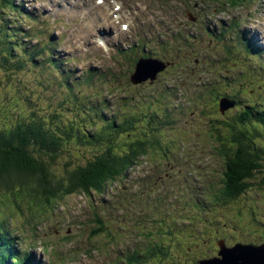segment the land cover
Wrapping results in <instances>:
<instances>
[{
    "label": "rangeland",
    "instance_id": "374dc122",
    "mask_svg": "<svg viewBox=\"0 0 264 264\" xmlns=\"http://www.w3.org/2000/svg\"><path fill=\"white\" fill-rule=\"evenodd\" d=\"M53 1L54 0H28L29 3H26L25 7L28 10H31L32 7H36L38 11H43V13L51 12L52 15L49 18L57 14V18L52 19L49 23L54 31L53 34L58 37V41H56L58 50H56V52L62 53L60 56L63 57L66 55L64 52L70 51L67 47L70 29H79L78 25L85 22L89 17H92L94 20L96 8L95 6H89L93 5V3L88 4L87 9L77 15L80 17V20L76 25L73 22H68L71 18L69 15L63 13V5H55L53 4ZM125 1V5H131L138 9L140 8L141 10L147 6L151 8L150 14L146 15L148 18L147 22L142 25L151 24L153 20L155 21L157 18H163L169 23L168 25L171 29L176 28L174 25L175 22L182 21L185 24L187 23L186 27L190 26V28L201 30L200 23L195 21L187 22L185 20L186 15L184 14L187 7L194 10V12L191 11L193 14L196 13L203 16L205 23L208 25V29L211 32H218L222 26L230 25L236 20L238 21L236 22V25L239 24V26H236L238 27V31L248 34L246 36L253 38L255 46L258 44V47L264 50V0H166L165 4L164 0L163 3L162 0H151L150 2L148 0ZM32 2L33 4H31ZM147 2H149V4L146 6ZM185 5H187L186 8L184 7ZM210 9L214 11L211 12ZM37 10L35 11L37 15H39ZM156 15L158 16L155 18L154 16ZM143 18V15H138L136 17L130 16L127 20L129 24L131 22L136 24L137 20ZM23 23L24 28H31L26 20ZM232 26H234V24H232ZM132 27L135 28V26ZM248 28L257 30L258 36H253V32ZM40 29L41 25L38 24L36 30ZM60 30L64 32V37ZM148 31L155 32L153 29H148ZM30 32L35 34L36 31L32 30ZM157 32L159 33L161 30H157ZM23 41L25 44L29 43L34 45L36 38L28 37V39L25 38ZM84 43L85 44L80 48V52L85 51V48L92 42L90 41L87 43V41H84ZM232 44L234 49L239 50L243 48L238 46V43H235V40L233 39ZM80 52L68 54L75 55L77 60H79V68L85 69L90 65H86L87 63L84 64L82 62ZM49 53L45 54L44 57L46 58ZM88 54L94 55L92 52H89ZM222 55L223 54L218 45L216 43L210 44L209 39L207 38V42L202 45L200 55H188L187 58H184L187 60L184 64H181V67H175V65L178 64H175L173 67L172 65L169 66L172 67V72L179 74V77L172 74L166 76L169 79V83L165 88L171 92L170 104L173 109L170 111H175V113L178 114L184 112L189 107L193 108L192 110L189 109L184 115H182L180 122L178 121V123L174 124L176 131L172 136L176 135L179 137L181 125L185 128V125H188L192 118L197 119L193 121L194 127H191V131L185 130V133L182 135V138L185 139L183 144L177 139H175L173 143L170 142L169 144H163L164 146L159 147L156 152H151L147 157L138 160L140 166L139 173L138 166L133 167L128 172L127 177H124L123 180H115V182H111L104 188L103 193L92 192L90 196V194H84L82 191L77 190L71 194L54 198V202L52 201L49 204L36 205L30 210L26 209L18 212V220L16 221H19L18 224L22 227V230L24 229L23 231H25L20 234L22 236L21 239L22 241L23 239L24 241H28L26 233H29V231L32 230V232H30L34 235L32 244L35 246L31 247L32 249H29V251L33 252L37 260H40L43 264H120L122 262L121 257L128 249H134L135 246H138L136 244L143 242L142 236L144 238H149V235L142 234V232L148 233L146 228L153 230L155 227H158V229H161L162 227L159 225L162 223L163 229H168V226L170 225L173 227L174 231L179 230L180 233H184V236H187L188 238L184 240L185 244L182 248L178 243L171 247L174 253L180 256V258L174 255L172 258L168 257L160 263H150V261H148L147 264H189L190 259L185 260V257L190 256L189 254L193 252L198 245H202L203 243V240L200 241L199 228L201 229L202 227L199 222L197 211L193 208L190 209L189 205L186 203L170 202L167 197L163 199L164 202H157L156 198L158 196L163 198L165 195V190L160 187L158 191L152 192L148 198L144 196V194H140V190L143 189L146 184L156 182L153 177L158 176L159 173L163 174V180H167V173L174 174L173 169L176 171V168H174L176 166H173V169L170 167L171 162H167L168 166L165 169L161 167L166 165L167 160L165 146L183 149L184 153H189L185 156L192 157L194 160L200 158L195 150L199 151L202 155L201 157H203V160L199 163H201L203 167L202 173L205 174V178L202 182L205 184L216 183L217 180H219L218 174H223L220 171V168L223 165L219 163L217 155H215L209 148L205 147L217 146L218 144H216L215 139L218 136V132L221 128H226L227 125L223 122L221 118L222 113L217 106L218 117L212 119L207 117V124L210 121L211 125H207L205 129L199 128L197 123L201 122V119H199L200 112L196 108L204 101L205 95L208 94V87L216 81L232 78L228 77L229 74L235 76L241 73V75L253 85L249 90V95L254 99L262 97L264 95V76L259 78L258 74L254 71V68L263 66L260 70L264 71V57L261 56L257 59H247L246 57L239 55V63L232 65L229 63V65L227 61H221L226 54H224V56ZM191 59L193 60L192 63L190 62ZM246 61L247 63L245 64ZM251 61L256 62V64H249ZM106 62L109 66V62L107 60ZM42 63V57L36 56L34 61H30V67H25L22 69V72L15 71V75L10 79L11 84H14L15 88L23 87L21 89L25 92L28 91V88L30 87L38 97L39 94H44V92L51 94V89L42 87L37 88L34 81H25L22 77L25 73L30 74V69L32 67L33 69H36V66L38 64L42 65ZM242 65H244L243 68ZM115 70L116 72L125 71V69H122L119 65L115 66ZM32 74L33 76H38L40 73L36 71ZM48 75H50V73L45 69L43 77L47 78ZM60 76V73H58V77ZM69 78L70 80H75L72 76ZM166 80L167 79H164V81ZM180 82H182V85L179 84ZM156 84L162 85L160 82ZM94 86H96V84ZM174 88H178L179 92H174ZM126 92L130 93L132 91L128 88ZM57 96L58 100H61L62 91L57 92L55 98ZM82 99L83 98L80 95V100ZM115 100L118 102L117 98H115ZM90 101L91 100H85V106L87 108L90 106V111H92V105L88 103ZM142 101L143 99L141 102ZM0 103L11 104V100H6V98L0 97ZM38 103L43 105L40 99H38ZM69 108L71 109L70 106ZM147 108L148 107L145 105L144 107H141V110L143 111ZM87 110H89V108ZM105 112L106 111H103V114H105ZM234 113L235 111H231L224 115V118L230 119ZM8 114H10V111L7 112V115ZM80 114L84 117L87 113L82 111ZM2 115L3 111H0V116ZM93 116L95 118L94 121H96L93 129L97 131V127H99L101 123L94 114ZM157 118L160 120L164 119L163 116H158ZM89 119L91 118L89 117ZM196 129H199L198 132H196ZM172 136H170V138H172ZM229 155L231 156V154ZM178 157L179 155H176L174 158ZM80 159L85 160V157H81ZM80 159H78L79 162H81ZM171 159H173L172 156ZM158 165L161 166L158 167ZM57 169L58 174L64 172V167L61 168V166H59ZM139 176L144 177L143 181H145L144 183L146 184L138 181L142 179ZM255 177V179H252L251 177L247 180L249 184H255L257 179H260V176L257 174ZM172 181L173 179L171 182ZM156 183L161 182L159 181ZM253 186L254 187L249 193H243L237 197V199L240 200V203H236L235 201L232 205H224L220 203L210 204L208 202L210 205H208L206 216L215 223V227L212 228V232L209 234L210 237H212L214 231H217L220 225L225 224L226 222L237 224L245 219V223L243 225L239 224L234 230L235 233H239L242 228H245L248 225L247 219L249 218L246 216V213L248 214V209L252 206V202L254 201H258L255 205L256 211H254V215L259 214L258 217H255V221L256 223L262 221V218H264V193L261 191V188H258L255 185ZM133 193L134 195H131ZM206 194L207 192L205 190L203 195ZM104 197L105 200L100 202V199ZM237 205H240L242 208L241 213L243 214V217L241 219L239 212L234 211V209L238 207ZM143 206H148L146 207L148 211L157 207L156 211L158 215L146 213ZM100 208H103V210H100ZM95 213L110 222L111 230L107 228L108 222L103 223L104 227L95 221ZM155 218L159 219V224L157 225L153 223ZM161 221H165V223ZM207 223L204 222L203 226L205 227ZM13 224L16 223L13 221ZM98 226H100L101 229H97ZM249 226L251 228L252 223ZM11 230L16 231L15 227H13V229L11 228ZM155 231H157V229H155ZM192 232L194 233L192 234ZM180 233H177L176 235L179 237ZM153 238H155V241H159V239L170 241L171 235L164 232V234L160 236L157 235V237ZM252 241L259 242L251 239H246L244 242ZM260 241H262V239H260ZM252 244L253 246H257V243ZM47 246H49V248ZM196 260L197 259L194 260V263L190 264H197ZM122 264H125V262Z\"/></svg>",
    "mask_w": 264,
    "mask_h": 264
},
{
    "label": "trees",
    "instance_id": "16d2710c",
    "mask_svg": "<svg viewBox=\"0 0 264 264\" xmlns=\"http://www.w3.org/2000/svg\"><path fill=\"white\" fill-rule=\"evenodd\" d=\"M17 2L19 0H0V67L8 71L10 70V72H12L11 69L13 68L19 69L29 65L28 60L24 58V54L33 56L47 50V46L38 45L32 48V45L25 44L20 49L21 60L17 62L14 60V41L20 35L22 36L21 38L25 35L23 27L15 22L19 17L24 16L23 9L18 6ZM48 44L52 46L53 42ZM45 62L48 67L57 64V62L53 63L51 60H46ZM9 80L10 77H7L6 81L0 80V86L5 85V88L0 87L4 91V97L10 99L14 96L16 98L14 93L17 94V91L21 97L30 95V92H25L21 89L23 87L12 88L11 84L7 83ZM161 100L162 97L158 99L155 96L151 102L156 101L158 104ZM167 103L170 104V102ZM52 107L50 108L52 110L58 109L56 108L57 105L55 107L52 105ZM256 107H258L257 104L241 114L240 112L236 114L237 127L233 124H228V126H231V129L237 128L240 130L234 133L235 136H233L234 139L232 140L233 144H235L233 146L237 147L235 156L230 160L231 164L228 165V170L225 172L223 178L217 180L216 183H211L213 186H216L218 183L225 186V192L222 193V196L226 199L224 203H227V205H232L235 201L236 203H240L237 197L251 191L254 186L253 184H249L247 180L251 177L255 179L256 174L260 176V179H257L258 182L255 186L261 188V191L264 190V144L254 139L257 134L264 135L260 131L261 126L264 124V112L258 107L259 118L253 116L249 110H253ZM92 108L94 107L92 106ZM0 111H4V108L1 106ZM115 114H121L125 118L137 119L140 113L139 111L131 112L129 110L127 112H116ZM31 116L37 117L36 108L32 109ZM155 116H159V113L153 111L152 118ZM160 116L163 115L161 114ZM167 116L168 114L166 113L165 117ZM251 118H257L255 121H263V123L249 122L253 121ZM8 120V118L0 117V264H10L8 246L6 248L3 245L7 240L6 238L12 235L10 228H12V222L18 220L19 211L30 210L36 205L49 204L54 198L71 194L77 190L87 194H90L92 191L97 193L103 192L109 183L121 179L130 168L136 167V162L140 156L149 153L156 145L164 143L165 138L163 135L160 136L158 130L172 123V121H166L164 125H158L153 124V120H151L148 122L150 132L146 134L144 131V134L138 135L136 139L135 136L132 139H123V135H119L115 129H111L112 137L105 138L106 134H109L107 132L90 138L78 132H73L71 125H65L64 127L70 131V141L80 145L82 148L77 147L79 150L87 154H94L93 157H87V161L79 158L81 160L79 162L78 157L73 155L74 150L68 148L69 146H65L62 140H58V137L55 138L52 131L51 133H47L40 125L25 127L22 119L20 122L16 119L12 121ZM112 120L113 125L118 124L116 117ZM248 126L253 127L247 128ZM131 128L129 127L125 130H130ZM65 132L64 135H67ZM133 133L135 132L132 131L127 134ZM116 134L119 136H116ZM97 145L99 146L97 147ZM59 166L61 168L64 167L62 174H58L57 167ZM161 185L169 186L172 183L167 185L164 182ZM182 186H185V182ZM174 189L175 187H173ZM257 202H252V206L248 209V214L246 213V216L249 218L247 219L249 231H252V233L245 232V228H242L239 233H235L233 227L238 226V223L226 222L217 231H214L213 235L220 238L225 236L228 239L240 237V235H250L264 241V218H262L260 223H256L255 221V217L259 215H254ZM237 206L234 211L239 210L241 219L243 217L241 213L242 208L240 205ZM146 207L148 206H143L145 210H147ZM251 223L252 227L250 228L249 225ZM169 231L172 232L173 229L170 227ZM229 234H233L234 236ZM158 235L160 236V234ZM165 242L171 244V240L157 244L154 253L160 255L166 254L167 251L165 249H168V247H164ZM148 253V251L140 250L139 252H135L134 257L140 259ZM203 256H206V254L204 253ZM14 258L16 257L14 256Z\"/></svg>",
    "mask_w": 264,
    "mask_h": 264
},
{
    "label": "bare ground",
    "instance_id": "6f19581e",
    "mask_svg": "<svg viewBox=\"0 0 264 264\" xmlns=\"http://www.w3.org/2000/svg\"><path fill=\"white\" fill-rule=\"evenodd\" d=\"M55 2H58L59 0H54ZM86 2H87V4H91V3H93V0H86ZM192 2V1H191ZM195 3H197V2H195ZM55 5H57V3H54ZM65 5L63 4V7H64ZM89 6H95V8H96V12H95V14H94V26H93V30H98V28H99V24H100V20L102 19V15H101V12H100V9L96 6V4H94L93 3V5H89ZM198 6V5H197ZM200 6V5H199ZM77 7H75V6H72L71 7V10H70V16H72V14L74 13V12H77ZM134 10L135 11H142L140 8L138 9V8H136V7H134V6H131V5H129L128 6V10H126L125 11V14H131V15H133L134 14ZM199 12V11H198ZM200 13V12H199ZM196 14V13H195ZM78 14H74V17H78L77 16ZM72 18V17H71ZM155 24L159 27V28H163L164 30H167V28H165V27H167L168 26V22L165 20V19H160V18H157L156 20H155ZM187 24V23H186ZM197 24V23H196ZM98 27V28H97ZM222 29H225L224 27H222ZM248 29H250L251 30V32H253V34L255 35V36H258V31L257 30H254V29H252V28H248ZM90 40V39H89ZM254 44H255V42H254ZM96 46V48L97 49H99V46H97V45H95ZM257 46H259L258 44H257ZM256 53H258V52H256ZM222 56H224V55H222ZM224 62V61H223ZM223 67V66H222ZM228 70V69H227ZM138 71L139 72H143V70L141 69V64H140V66H139V68H138ZM58 73H60V75H61V69H60V66L58 65ZM220 77V76H219ZM56 78L58 79L59 77H58V75L56 76ZM226 78V77H225ZM160 95L163 97V99H164V102H165V104L167 105V107L171 110L172 108H171V104H168L167 102H170V95H171V92L170 91H168V90H164V91H162L161 92V94H155V95H153V97H155V96H157L158 97V99H159V97H160ZM153 97H151V99L149 100V104H152V103H154V101L153 102H151L152 101V99H153ZM157 101V100H156ZM155 101V102H156ZM94 104H95V106L97 107L96 109H98V110H100L101 112H103V111H106L107 112V115H112V114H115L116 112H127V111H129L130 109L128 108V107H126L125 105H122V104H120L119 102H116V100H113V101H108V100H106V99H104V98H102V99H100V98H96L95 100H94ZM91 110H93V109H91ZM173 110V109H172ZM131 111V110H130ZM106 112H105V114H106ZM137 179H139V178H137ZM111 210V209H110Z\"/></svg>",
    "mask_w": 264,
    "mask_h": 264
},
{
    "label": "water",
    "instance_id": "95a60500",
    "mask_svg": "<svg viewBox=\"0 0 264 264\" xmlns=\"http://www.w3.org/2000/svg\"><path fill=\"white\" fill-rule=\"evenodd\" d=\"M220 256L202 261L201 264H264V245L238 244L233 248L222 247Z\"/></svg>",
    "mask_w": 264,
    "mask_h": 264
},
{
    "label": "clouds",
    "instance_id": "9594fccd",
    "mask_svg": "<svg viewBox=\"0 0 264 264\" xmlns=\"http://www.w3.org/2000/svg\"><path fill=\"white\" fill-rule=\"evenodd\" d=\"M10 231H11V228H10ZM9 236H10V235H9ZM7 241H8V240H7ZM6 243H7V242L5 241V243H4L3 246L7 248V246H9V245H8V243H7V244H6ZM7 250H8V252H9V254H10V261H9L10 264H15V263H14L15 258H14V256H12V255H14V254L12 253V251H11L9 248H8ZM29 263H30V262H29ZM18 264H24V263H20V262H18Z\"/></svg>",
    "mask_w": 264,
    "mask_h": 264
},
{
    "label": "flooded vegetation",
    "instance_id": "af4514ba",
    "mask_svg": "<svg viewBox=\"0 0 264 264\" xmlns=\"http://www.w3.org/2000/svg\"><path fill=\"white\" fill-rule=\"evenodd\" d=\"M213 249L216 250V247H214ZM215 254L216 252L213 251V253L209 257L215 256Z\"/></svg>",
    "mask_w": 264,
    "mask_h": 264
}]
</instances>
